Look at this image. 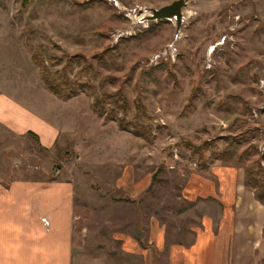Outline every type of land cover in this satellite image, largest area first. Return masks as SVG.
Here are the masks:
<instances>
[{
  "label": "rangeland",
  "instance_id": "374dc122",
  "mask_svg": "<svg viewBox=\"0 0 264 264\" xmlns=\"http://www.w3.org/2000/svg\"><path fill=\"white\" fill-rule=\"evenodd\" d=\"M172 1L0 0V73L50 122L67 124L51 151L31 134L1 139L0 180L70 177L86 251L109 253L114 264L117 232L141 235V225L144 236L152 215L172 225L181 185L205 173L202 160L241 167L260 160L264 176V0H186L180 25L145 18ZM172 43L174 60H151ZM32 52L74 87L54 94ZM77 53L85 58H70ZM118 88L130 105L126 119L144 104L146 138L94 111L95 98ZM228 135L241 138L237 153L248 150L243 162L216 157ZM191 143H206L202 157Z\"/></svg>",
  "mask_w": 264,
  "mask_h": 264
},
{
  "label": "crops",
  "instance_id": "0c3cea01",
  "mask_svg": "<svg viewBox=\"0 0 264 264\" xmlns=\"http://www.w3.org/2000/svg\"><path fill=\"white\" fill-rule=\"evenodd\" d=\"M14 82L0 73V140L31 134L46 151L61 146L67 124L50 122L13 91ZM181 188L173 226L152 215L144 236L141 225V235L116 233L117 264H264V203L245 167L211 162ZM78 207L70 177L0 180V264H114L109 253L86 251Z\"/></svg>",
  "mask_w": 264,
  "mask_h": 264
},
{
  "label": "trees",
  "instance_id": "16d2710c",
  "mask_svg": "<svg viewBox=\"0 0 264 264\" xmlns=\"http://www.w3.org/2000/svg\"><path fill=\"white\" fill-rule=\"evenodd\" d=\"M99 56L102 58V54H100ZM31 57L33 62L39 66V71L43 81L54 94L62 96L64 95V90L69 91L70 89H72V87H74V84L70 83L65 78H59L56 75L58 73L57 70H52L47 63V59L40 53L32 52ZM75 57L79 58L80 61L85 58L83 54L79 53L74 54L70 58ZM67 64L68 61H66L63 68L67 67ZM69 93V95H72L71 92ZM136 103V114L134 116V120L126 119V114L130 110V105L128 102V98L123 90L121 88H118L113 92H105L100 98H95V100L93 101V109L100 115H105V117L107 118H117L119 126L122 128H127L128 125H133L136 134L146 138L148 136L149 127L141 124L139 121L140 117L145 116L142 114L146 112V108L141 101H137ZM120 112L122 113L121 115L119 114ZM225 138L226 145L219 152L215 153V155H217L216 157L227 161L234 155H236L237 161L239 163L243 162L248 155V150L245 149L241 153L236 152V146L241 142V138L234 135H228ZM205 145L206 143H204L203 145L191 143V148L193 151L192 153L198 154L202 157ZM200 166L202 167V169L208 168V164L204 160L200 162ZM245 172L247 183L254 189L256 198L264 203V176L262 174L260 160H255L251 163H247L245 165ZM121 198L124 199L125 197L122 196ZM118 199L120 200V198ZM131 200H134V198H132Z\"/></svg>",
  "mask_w": 264,
  "mask_h": 264
},
{
  "label": "water",
  "instance_id": "95a60500",
  "mask_svg": "<svg viewBox=\"0 0 264 264\" xmlns=\"http://www.w3.org/2000/svg\"><path fill=\"white\" fill-rule=\"evenodd\" d=\"M186 0H173L171 3L165 4L159 8H153L152 13H150L147 19H173L176 18L178 25L182 21V8L186 6Z\"/></svg>",
  "mask_w": 264,
  "mask_h": 264
},
{
  "label": "built area",
  "instance_id": "2783aa9c",
  "mask_svg": "<svg viewBox=\"0 0 264 264\" xmlns=\"http://www.w3.org/2000/svg\"><path fill=\"white\" fill-rule=\"evenodd\" d=\"M114 1H117V0H114ZM177 33H178L177 35H179V32H177ZM167 46L168 47L165 48L164 50H161V51L155 53L151 57V60L158 62L159 60H161V58H167V59L171 58V57L168 58V56H172L171 59L174 60L175 59V56H176V52H177L176 51V46L174 45V43L168 44ZM168 53H170V54H168ZM166 54H167V56H166Z\"/></svg>",
  "mask_w": 264,
  "mask_h": 264
}]
</instances>
